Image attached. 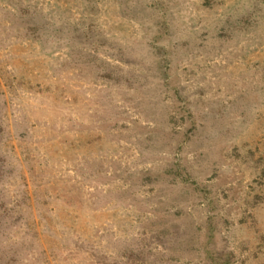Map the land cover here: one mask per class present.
Segmentation results:
<instances>
[{
    "label": "rangeland",
    "instance_id": "obj_1",
    "mask_svg": "<svg viewBox=\"0 0 264 264\" xmlns=\"http://www.w3.org/2000/svg\"><path fill=\"white\" fill-rule=\"evenodd\" d=\"M0 264H264V0H0Z\"/></svg>",
    "mask_w": 264,
    "mask_h": 264
}]
</instances>
